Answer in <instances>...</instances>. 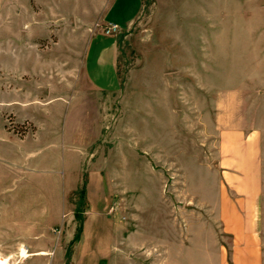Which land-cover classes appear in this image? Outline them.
Returning a JSON list of instances; mask_svg holds the SVG:
<instances>
[{"label":"rangeland","instance_id":"obj_1","mask_svg":"<svg viewBox=\"0 0 264 264\" xmlns=\"http://www.w3.org/2000/svg\"><path fill=\"white\" fill-rule=\"evenodd\" d=\"M109 22L119 30L100 34ZM97 32L93 49L117 40L119 86L109 68L90 75L117 90L92 93L93 114L69 130L64 142L84 145L80 155L44 148L29 162V187L0 178V208L18 220L29 209L42 224L29 253L44 249L48 258L34 264H217L219 135L257 132L264 153V0H0V126L8 138L38 134L37 122L12 111L34 110L4 104L24 101L27 86L31 107L89 89L81 64ZM41 112L42 122L52 118ZM22 149L1 143L3 163ZM61 153L60 163L51 159ZM21 247L12 264H25Z\"/></svg>","mask_w":264,"mask_h":264},{"label":"crops","instance_id":"obj_2","mask_svg":"<svg viewBox=\"0 0 264 264\" xmlns=\"http://www.w3.org/2000/svg\"><path fill=\"white\" fill-rule=\"evenodd\" d=\"M139 13L140 8L126 22V28L134 23ZM102 33L104 32H100V34ZM98 34V32L95 33L89 39L81 64L84 77L87 80L88 86H90L88 90L77 91V94H73L71 97L60 96L56 99H54L55 97L51 98L47 101L46 107H31L37 104L29 103V86H27V98L24 101L13 99L9 103L4 102L7 106L13 107L17 105L22 109H32V112L34 110L33 113L20 114L16 110L11 109L18 116V121L25 120L29 123L30 119L35 123L37 122L40 126L36 123L39 126L36 138L29 137L28 134L25 139L8 138L4 134V127L0 126V144L14 140L22 146L25 145V149H22L20 153H17L14 158L8 161L9 164H4L7 158H3L0 154V162L2 163L0 165L4 167V172L0 175V178H12L16 183L21 181L25 183V186L29 187V162L39 158L44 148L51 151L52 149H54L53 151L55 149H61V151L72 149L80 155V151H78L79 147H84V145H68L64 142L69 137V130L82 127L81 118H85L87 114H93V110L91 109L92 93H99L101 95L103 93L115 92L118 88L113 89L99 84V80L96 81V78L91 77L90 70L92 69V72H94V70L101 71L104 67L109 68L110 74H114L115 78H117L119 86L116 68L117 40L114 37L110 45H106L104 48H97L98 46L96 45L93 49L94 42L99 37ZM31 35V38L36 37L33 34ZM29 46L32 47L29 48L30 68L33 62L32 52L34 51L32 41ZM29 72H31V69ZM95 75L98 77V74ZM107 83L108 81L106 80ZM81 101L83 105H79ZM39 110L42 111V116L52 118L46 122H42L37 115ZM58 117L64 118L65 123L63 126L55 121ZM75 117L78 118V125L74 123ZM89 128L88 126V130ZM261 137L257 132L247 133L243 130H224L219 135L218 164L223 187L218 192L217 208L223 236L217 239V264H264V153ZM29 141L34 142L33 146L37 148L35 151L31 150ZM51 159L60 163L62 153L51 156ZM46 170H42L41 172L48 174L52 172L50 169ZM59 180L61 181V179ZM29 190L33 193L35 191L40 192L41 195H50L49 191L45 189ZM32 192L28 191V195ZM32 213L28 209L18 220L17 217L13 216L11 208L1 205L0 256L10 262V264H12L11 260L15 258V255L19 253V246H22L20 252L22 258L25 259V264H29V262L34 264L36 261L44 262L48 258L44 249H35L31 254L29 253V245L34 243V230L42 227V224L33 223L32 219L34 215ZM43 238L45 239V237L38 236L35 240L43 246L45 244ZM23 248L28 254L27 257H23ZM30 255H32V258L29 260Z\"/></svg>","mask_w":264,"mask_h":264},{"label":"built area","instance_id":"obj_3","mask_svg":"<svg viewBox=\"0 0 264 264\" xmlns=\"http://www.w3.org/2000/svg\"><path fill=\"white\" fill-rule=\"evenodd\" d=\"M119 27L115 23H109L104 27V33L107 35H112L114 32H117Z\"/></svg>","mask_w":264,"mask_h":264},{"label":"bare ground","instance_id":"obj_4","mask_svg":"<svg viewBox=\"0 0 264 264\" xmlns=\"http://www.w3.org/2000/svg\"><path fill=\"white\" fill-rule=\"evenodd\" d=\"M22 254H23V257H27L28 256V254H27V252H26V250L25 249H23V252H22ZM1 264V263H0ZM6 264V263H5ZM8 264V263H7Z\"/></svg>","mask_w":264,"mask_h":264}]
</instances>
